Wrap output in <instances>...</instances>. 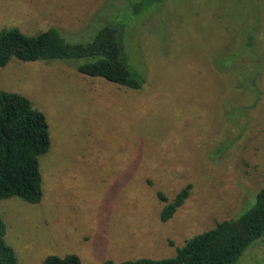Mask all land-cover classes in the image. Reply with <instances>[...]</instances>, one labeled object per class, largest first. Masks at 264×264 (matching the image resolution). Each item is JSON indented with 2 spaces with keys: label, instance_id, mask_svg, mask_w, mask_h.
Returning a JSON list of instances; mask_svg holds the SVG:
<instances>
[{
  "label": "rangeland",
  "instance_id": "1",
  "mask_svg": "<svg viewBox=\"0 0 264 264\" xmlns=\"http://www.w3.org/2000/svg\"><path fill=\"white\" fill-rule=\"evenodd\" d=\"M0 0V33L50 29L89 44L125 36L139 91L78 72L86 60L0 68V90L45 114L42 200L0 203L18 264L76 255L83 264L173 258L238 218L264 187V0ZM163 2V3H162ZM191 185L168 223L166 205ZM237 264H264V237Z\"/></svg>",
  "mask_w": 264,
  "mask_h": 264
},
{
  "label": "trees",
  "instance_id": "2",
  "mask_svg": "<svg viewBox=\"0 0 264 264\" xmlns=\"http://www.w3.org/2000/svg\"><path fill=\"white\" fill-rule=\"evenodd\" d=\"M162 0H145L135 5V14ZM163 3V2H162ZM125 36L118 27L105 26L89 44H68L60 32L50 29L26 36L19 29L0 33V68L13 60L36 63L50 60H86L78 66L84 76L102 79L133 91L146 84V75L137 69L126 51ZM51 149L50 126L44 113L16 93L0 90V203L19 198L31 205L42 200L40 158ZM191 185L182 189L166 205L160 219L171 221L191 196ZM264 237V187L254 205L236 219L217 223L178 249L173 258L140 259L120 264H237L246 251ZM0 264H18L14 249L6 241V224L0 217ZM43 264H83L78 256H50ZM102 264H116L106 261Z\"/></svg>",
  "mask_w": 264,
  "mask_h": 264
}]
</instances>
